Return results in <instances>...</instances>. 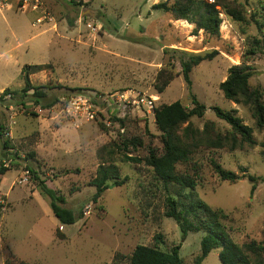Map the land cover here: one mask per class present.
Here are the masks:
<instances>
[{"label": "rangeland", "instance_id": "rangeland-1", "mask_svg": "<svg viewBox=\"0 0 264 264\" xmlns=\"http://www.w3.org/2000/svg\"><path fill=\"white\" fill-rule=\"evenodd\" d=\"M41 1L43 8L36 11L22 9L21 0H0V93L25 87L24 66L49 65L30 76L32 85L44 87L47 94L39 105L22 94L0 100V264H128L138 245L168 252L181 245L184 264H195L204 234L191 233L183 241L177 222L165 216L166 187L145 163L150 150L163 151L154 115L100 100L128 89L155 97L156 108L180 102L191 110L192 96L206 106L203 117L194 116L181 127L190 125L201 135L191 163L178 170L197 174L195 192L228 216L224 224L237 245L263 243L264 182L252 193V183L242 176L247 171L264 177V127L258 126L250 107L227 100L220 85L230 68L248 65L253 73L250 86L261 91L264 104V52L249 54L254 39L264 41V30L249 21L264 0H222L241 9L247 20L236 21L219 6V35L153 8L174 0ZM8 5L12 9L7 10ZM44 13L49 20L37 23ZM26 25L34 33L49 31L28 43L17 31ZM41 39L46 46L34 47ZM210 54L215 57L192 67L189 90L182 62ZM163 76L171 79L159 92ZM80 94L97 98L95 121L68 109L63 98ZM55 99L54 106L43 108ZM215 107L236 110L243 124L252 128L256 144L245 143L234 151L228 146L213 148L202 135L208 123L223 135L232 131ZM131 140L136 145L125 152L123 146ZM125 154L142 162H124ZM112 159L120 179L109 181L94 203L96 188L91 182L98 167ZM213 161L239 179L222 180ZM3 168L7 171L1 173ZM30 170L65 197L64 207L77 217L74 224L61 225ZM169 190L173 194L177 188L169 185ZM219 253L213 250L202 264H221ZM258 260L264 264V255Z\"/></svg>", "mask_w": 264, "mask_h": 264}, {"label": "trees", "instance_id": "trees-1", "mask_svg": "<svg viewBox=\"0 0 264 264\" xmlns=\"http://www.w3.org/2000/svg\"><path fill=\"white\" fill-rule=\"evenodd\" d=\"M221 6L225 13L236 21L244 22L247 20L242 10L233 7L230 4H225L222 0H213L210 3L208 0H174L172 4L169 2L155 5V10H162L171 13L176 20H185L190 24H196L199 30H204L211 35H219L222 19L220 18ZM257 29L262 32L264 30V4L260 3L259 7L251 13L250 20ZM264 52V41L254 39L249 48V54L255 56L258 53ZM215 57V54H210L205 57L194 56L192 62H182V72L184 80L187 83L189 90L192 87L190 73L194 65L199 64L203 60H210ZM49 68V65H26L22 68L21 75L25 82V87L18 90L7 89L5 94L11 93L14 96L22 94L30 97L35 104H40V101L47 98L44 87H35L30 81V76L37 72ZM252 68L248 65L241 64L230 68L229 76L226 81L221 83L220 90L224 97L236 104L248 106L253 111L254 118L257 120L259 127H264V104L262 101V93L259 89H253L250 86L252 77ZM162 77V75H161ZM163 83L159 88L162 92L170 81V77L163 76ZM33 90L32 94H29ZM194 108L188 110L180 102L172 104H164L155 109V120L159 131L162 133L161 141L163 151L158 154L155 150H150L149 156L145 163L152 167L154 174L166 187L168 192L166 196V212L165 216L175 220L181 230L183 241L191 233H203L201 240V254L196 258L195 264H202L208 255L215 249H219V259L221 264H262L258 259L264 255V242H251L243 247L237 245L228 230L225 227L224 221L228 216L223 210L213 209L203 202L195 192L197 186L196 176L184 174L178 170V166L182 164H190L192 161L193 148L197 146V138L201 135L200 132L187 126L181 129L182 125L197 116L203 117L206 111V106L200 103L195 96H192ZM57 103V99L45 104L43 108H50ZM214 111L219 119L228 123L232 131L227 134L215 132L214 124L208 123L202 132L213 148L229 147L231 150H237L246 144L255 145L253 138V130L251 127L244 125L243 121L237 116L236 110H224L215 107ZM200 133V134H199ZM213 137V138H211ZM241 137V140L239 138ZM203 138L201 137L200 141ZM140 143V142H138ZM136 140H131L124 144V151L127 152L129 146H135ZM6 149L9 148V142H4ZM264 148V142L262 143ZM264 153V152H263ZM34 157V154H30ZM124 162L141 163L142 160L138 157H131L125 154L122 158ZM109 164H102L98 167L96 175L92 180V185L96 188V194L93 197V202L96 203L101 195L108 188L109 181L120 179V169L115 164V160H110ZM215 172L224 181H236L239 176L234 172L223 169L219 164L213 161ZM3 168L1 173L6 172ZM34 176V180L38 182V187L41 191L50 198L51 209L54 216L58 219L61 225H72L77 217L74 212L65 208L66 199L59 192L49 188L44 181H41L33 170H30ZM198 172V170H197ZM242 178H248L252 183V193H254L260 182H264V177H256L244 171ZM169 185L177 188L176 192L171 194ZM78 218H83L79 214ZM181 245L175 246L171 251H163L158 246L149 247L138 245L131 256L128 264H184L180 256ZM252 257H255L254 261ZM21 264H27L22 262Z\"/></svg>", "mask_w": 264, "mask_h": 264}, {"label": "built area", "instance_id": "built-area-1", "mask_svg": "<svg viewBox=\"0 0 264 264\" xmlns=\"http://www.w3.org/2000/svg\"><path fill=\"white\" fill-rule=\"evenodd\" d=\"M22 5L21 8L24 9L26 7H30L33 10H39L42 7L41 0H21ZM46 20H49L48 13H44L41 17L38 18L37 23L42 24ZM91 97V96H90ZM13 99V95L11 93L5 94L0 93V100L3 103L7 100ZM67 104L68 109H71L76 116H85L89 120L95 121L96 117L94 110L93 99L96 100L97 98H86L84 95L80 94L74 97L63 98ZM62 99V100H63ZM103 103L112 102L113 104H120L123 106L124 110L126 109H137L143 112L144 114L154 115L155 117V109H156V99L153 96L143 94L142 92H138L133 89H128L122 92H118L113 94L112 96H108L106 98H100ZM94 107V108H93ZM72 112V114H73Z\"/></svg>", "mask_w": 264, "mask_h": 264}, {"label": "crops", "instance_id": "crops-1", "mask_svg": "<svg viewBox=\"0 0 264 264\" xmlns=\"http://www.w3.org/2000/svg\"><path fill=\"white\" fill-rule=\"evenodd\" d=\"M2 8H5V7H2ZM6 9L7 10H10V9H12L11 8V5H8L7 7H6ZM34 27V24L32 25V28ZM17 29V28H16ZM16 29H13V32H14V34L15 35H17V36H19L18 35V32L19 31H22L23 32V34H24V36H22L23 37V40L25 41V42H28V43H30V42H34L35 40H37L38 38H41L42 36H44V35H46L47 34V32L49 31V29H44V30H40V31H37L36 33H34V30L32 29H29V26L28 25H26V26H23V28H21L20 30L18 29L17 31H16ZM46 42H45V40L44 39H41V40H39L38 41V44H34L35 46L34 47H38L39 49H42V47H45L46 46V44H45ZM5 88V87H4ZM3 87H2V89L1 90H3L4 89Z\"/></svg>", "mask_w": 264, "mask_h": 264}, {"label": "water", "instance_id": "water-1", "mask_svg": "<svg viewBox=\"0 0 264 264\" xmlns=\"http://www.w3.org/2000/svg\"><path fill=\"white\" fill-rule=\"evenodd\" d=\"M0 129H1V125H0Z\"/></svg>", "mask_w": 264, "mask_h": 264}]
</instances>
